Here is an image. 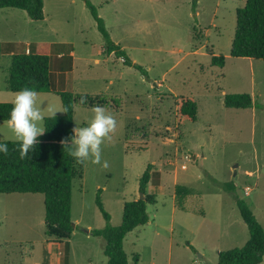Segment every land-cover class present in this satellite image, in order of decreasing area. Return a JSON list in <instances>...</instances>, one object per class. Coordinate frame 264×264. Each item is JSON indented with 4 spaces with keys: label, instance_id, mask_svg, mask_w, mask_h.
<instances>
[{
    "label": "rangeland",
    "instance_id": "rangeland-1",
    "mask_svg": "<svg viewBox=\"0 0 264 264\" xmlns=\"http://www.w3.org/2000/svg\"><path fill=\"white\" fill-rule=\"evenodd\" d=\"M43 2L38 21L22 9H0V101L12 103L17 93L7 84L12 56L42 53L50 57L52 90L40 97L60 106L56 91L95 96L117 128L102 145L107 168L75 160L68 241L46 235L44 195L0 193V264H106L105 242L91 233L108 223L96 200L118 226L124 204L140 198L149 165L146 194L156 203L147 204L149 222L124 238L130 264L135 255L137 264H218L220 251L249 240L237 198L264 229V60L230 55L236 10L246 0H196L195 11L193 0ZM87 2L145 74L103 54ZM213 55L225 57L224 67L212 65ZM232 93L250 94L253 106L225 107ZM178 96L196 100L195 121L179 120ZM92 109L75 103L74 127L85 126ZM8 140L14 137L0 121V141ZM211 178L235 185L234 192Z\"/></svg>",
    "mask_w": 264,
    "mask_h": 264
},
{
    "label": "trees",
    "instance_id": "trees-1",
    "mask_svg": "<svg viewBox=\"0 0 264 264\" xmlns=\"http://www.w3.org/2000/svg\"><path fill=\"white\" fill-rule=\"evenodd\" d=\"M91 15L104 39L103 54H114L124 65L131 66L143 74L144 68L133 62L120 44L114 42L107 30L104 20L98 15L97 9L89 4ZM196 0L192 9L195 11ZM17 8L26 11L31 20L44 19L43 0H0V9ZM1 51V48H0ZM71 52V51H70ZM230 55L237 58L264 60V0H246V4L236 10V29L231 45ZM67 71L72 70L69 53ZM213 66L224 67L225 57L213 55ZM8 88L18 92L25 87H31L38 93L50 92L51 70L50 57L46 54L28 52L12 56L7 78ZM61 104L69 106L68 112H62L51 120H45V133L38 137L39 143L25 159L19 158L18 146L14 141H0L9 146L8 155L0 154V193H39L44 195L45 233L56 241L70 239L75 230L72 221V181L75 177V158L64 150L62 141L70 139L74 128V104H81L80 98L86 97L84 106L94 107L103 101L92 95H76L71 91H56ZM224 106L227 108L247 109L253 106V100L247 93L226 94ZM176 109L181 122H193L197 119L198 105L191 96L176 97ZM12 108L11 102L0 101V121H7ZM149 165L140 179L139 192L145 195L144 200L128 201L123 207L122 222L118 226L109 224L110 215L104 209L98 196L96 203L108 222L102 229H94L91 233L101 237L104 242L106 264H130L123 248L124 238L134 228L149 222L147 204L156 203L155 195L146 194L150 181ZM212 179V178H211ZM212 182L230 192L235 185L221 183L215 179ZM240 215L249 229V240L243 247L220 251L218 264H262L264 255V229L256 219L248 203L237 198ZM67 250L69 246L67 244ZM138 263V255L133 257Z\"/></svg>",
    "mask_w": 264,
    "mask_h": 264
},
{
    "label": "clouds",
    "instance_id": "clouds-1",
    "mask_svg": "<svg viewBox=\"0 0 264 264\" xmlns=\"http://www.w3.org/2000/svg\"><path fill=\"white\" fill-rule=\"evenodd\" d=\"M45 102L31 87L21 89L13 97L7 128L18 146L20 159L28 158L34 146L39 143L38 137L46 131V119H53L57 112L69 111V106H57ZM79 102L86 103V97L82 96ZM116 128L115 116L103 106H95L85 126L74 127L70 139L62 141L63 148L78 164L91 162L107 168V161L101 160L102 145L105 140L111 138ZM8 153V144L0 142V154L8 155Z\"/></svg>",
    "mask_w": 264,
    "mask_h": 264
},
{
    "label": "water",
    "instance_id": "water-1",
    "mask_svg": "<svg viewBox=\"0 0 264 264\" xmlns=\"http://www.w3.org/2000/svg\"><path fill=\"white\" fill-rule=\"evenodd\" d=\"M144 198H145V195L143 194V193H141V195H140V200H144Z\"/></svg>",
    "mask_w": 264,
    "mask_h": 264
},
{
    "label": "crops",
    "instance_id": "crops-1",
    "mask_svg": "<svg viewBox=\"0 0 264 264\" xmlns=\"http://www.w3.org/2000/svg\"><path fill=\"white\" fill-rule=\"evenodd\" d=\"M197 15V14H196ZM72 53V50H71V52H70V54ZM71 55H73V54H71Z\"/></svg>",
    "mask_w": 264,
    "mask_h": 264
}]
</instances>
